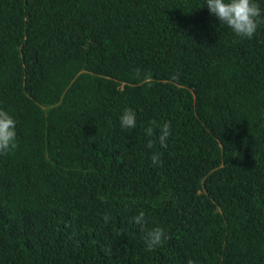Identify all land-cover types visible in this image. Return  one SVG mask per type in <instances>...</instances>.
Wrapping results in <instances>:
<instances>
[{"label":"trees","instance_id":"obj_1","mask_svg":"<svg viewBox=\"0 0 264 264\" xmlns=\"http://www.w3.org/2000/svg\"><path fill=\"white\" fill-rule=\"evenodd\" d=\"M203 3L0 0V264H264V22Z\"/></svg>","mask_w":264,"mask_h":264},{"label":"clouds","instance_id":"obj_2","mask_svg":"<svg viewBox=\"0 0 264 264\" xmlns=\"http://www.w3.org/2000/svg\"><path fill=\"white\" fill-rule=\"evenodd\" d=\"M260 3L264 0H204L210 13L214 14L220 23L227 24L232 31L240 36L251 38L257 31L258 25L264 22V10L261 9ZM146 81L150 77L145 76ZM121 128H134L136 126V111L130 107L125 108L120 116ZM156 121L152 120L145 128L147 136L152 137ZM159 132L157 139L161 145L166 143L170 135V125L165 122L158 125ZM153 141L149 140V145ZM17 145V120L16 117L7 109L0 107V152H6L14 149ZM160 153L153 152L151 154V162L156 165L160 162ZM144 212L139 211L134 220L137 223H144ZM107 219V217H105ZM146 245L149 249L158 245L164 239V229L159 226H154L148 229L144 236ZM187 264H194V261L189 259Z\"/></svg>","mask_w":264,"mask_h":264}]
</instances>
